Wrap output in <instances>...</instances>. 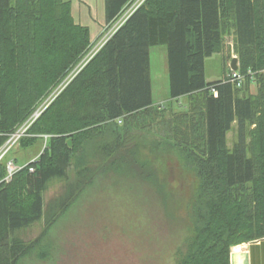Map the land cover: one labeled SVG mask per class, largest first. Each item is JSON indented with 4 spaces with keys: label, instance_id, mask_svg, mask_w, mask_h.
<instances>
[{
    "label": "trees",
    "instance_id": "trees-1",
    "mask_svg": "<svg viewBox=\"0 0 264 264\" xmlns=\"http://www.w3.org/2000/svg\"><path fill=\"white\" fill-rule=\"evenodd\" d=\"M130 1L104 0L107 24ZM228 36L229 73L235 54L240 86L229 73L205 79V58L227 48ZM91 43L68 0H0V147ZM156 45L166 47L169 99L155 104L149 50ZM27 133L19 148L44 146L0 182V264L46 259L51 229L74 199L99 175L127 173L156 187L167 214H188L175 264H230L231 246L264 238V0H144ZM54 181L63 191L45 202ZM41 220L36 237L19 236Z\"/></svg>",
    "mask_w": 264,
    "mask_h": 264
},
{
    "label": "rangeland",
    "instance_id": "rangeland-1",
    "mask_svg": "<svg viewBox=\"0 0 264 264\" xmlns=\"http://www.w3.org/2000/svg\"><path fill=\"white\" fill-rule=\"evenodd\" d=\"M117 24L112 27L113 23H110L93 44L101 42L106 34H112ZM232 42V37H226L227 48L205 58L206 81H216L226 75ZM149 55L152 100L155 104L166 103L169 82L165 45L151 47ZM233 140L234 132L231 131L227 144L231 146ZM42 145L19 148L17 144L8 157L26 164L39 154ZM169 179L170 187L177 188L178 182ZM63 187L64 182H52L44 192L45 202L59 195ZM171 192L179 198L175 195L178 194L176 190L171 188ZM74 200L51 229L52 249L47 258L27 257L19 264H175L174 253L187 235L189 216L184 209L167 214L163 196L142 177L133 173L99 175ZM170 201V210H173L175 203ZM43 227L44 222L38 221L20 230L19 236L25 240L33 239Z\"/></svg>",
    "mask_w": 264,
    "mask_h": 264
},
{
    "label": "crops",
    "instance_id": "crops-1",
    "mask_svg": "<svg viewBox=\"0 0 264 264\" xmlns=\"http://www.w3.org/2000/svg\"><path fill=\"white\" fill-rule=\"evenodd\" d=\"M68 1L71 3V14L74 21L88 27L90 40L93 42L101 37L100 35L109 26L105 20L104 0ZM115 21L112 23L114 24ZM229 70L228 64V70L224 77L228 75ZM229 257L230 264H264V238L232 246Z\"/></svg>",
    "mask_w": 264,
    "mask_h": 264
},
{
    "label": "built area",
    "instance_id": "built-area-1",
    "mask_svg": "<svg viewBox=\"0 0 264 264\" xmlns=\"http://www.w3.org/2000/svg\"><path fill=\"white\" fill-rule=\"evenodd\" d=\"M144 0H133L130 3L128 10H134L136 7H138ZM97 45L94 46L91 50L88 51V53L81 59L83 60H89L92 55L97 51ZM80 61V62H81ZM80 62L70 71V73L67 74V76L57 85L55 86L48 95L39 103L37 106L31 111V113L28 115V117L20 124L18 125L15 130L8 133L7 139L0 147V158H2L6 153H8L15 145L18 144V141L21 137L28 135L27 130L31 126V124L39 117V115L45 110V108L55 99V97L62 91V89L65 87V85L72 79L78 70L82 67ZM232 78L234 81H236L238 84L241 83V75L238 72L232 73ZM45 139L47 135H41ZM44 146V143H43ZM38 156L34 157L31 161L28 163L34 162L37 160ZM26 164H18L13 159H9L6 161L5 164V175L1 181L9 182L13 176L14 173L22 169ZM29 171H33L32 166H28ZM258 240V239H257ZM253 240V241H257Z\"/></svg>",
    "mask_w": 264,
    "mask_h": 264
},
{
    "label": "bare ground",
    "instance_id": "bare-ground-1",
    "mask_svg": "<svg viewBox=\"0 0 264 264\" xmlns=\"http://www.w3.org/2000/svg\"><path fill=\"white\" fill-rule=\"evenodd\" d=\"M132 1H130L126 6H125V8L123 9V11H122V13H121V15H120V17L114 22V24H113V26L112 27H114V25L115 24H117L116 25V27H115V29H114V31L126 20V18L136 9V8H138V7H136L134 10H128L129 9V6H130V3H131ZM113 31V32H114ZM110 34V33H109ZM106 34V38L103 36V38H102V41L101 42H99V43H96L95 45L93 44V42L91 43V46L89 47V49H88V51L89 50H91L94 46H96L97 45V51L103 46V44L108 40V38L112 35V34ZM88 51H86V53L82 56V58L88 53ZM96 51V52H97ZM94 55V54H93ZM81 58V59H82ZM232 58H235L236 59V65H237V58H236V56H232ZM231 58V59H232ZM81 59L79 60V62L81 61ZM90 60V59H89ZM88 60V61H89ZM87 60H83V61H81L80 62V64L82 65V67L88 62ZM79 62H77V64L79 63ZM77 64H75L74 66H73V68L77 65ZM230 66H231V62H230ZM82 67L78 70V72L82 69ZM72 68V69H73ZM71 69V70H72ZM70 70V71H71ZM70 71L68 72V73H70ZM77 72V73H78ZM233 72H238L240 75H241V77H242V79H241V83L240 84H238L236 81H234L233 80V78H232V73ZM76 73V74H77ZM243 80H244V75L241 73V72H239V70L236 68V69H233L232 67H231V72L229 73V76H228V78H227V81L228 82H230V83H232V84H235L236 86H240L241 84H242V82H243ZM211 91H212V93H213V95H216V93H217V91H216V89L213 87V86H211Z\"/></svg>",
    "mask_w": 264,
    "mask_h": 264
},
{
    "label": "water",
    "instance_id": "water-1",
    "mask_svg": "<svg viewBox=\"0 0 264 264\" xmlns=\"http://www.w3.org/2000/svg\"><path fill=\"white\" fill-rule=\"evenodd\" d=\"M231 67H232L233 69H236V68H237V65H236V59H235V58H232V59H231ZM67 143L70 145V144H71V139H68V140H67Z\"/></svg>",
    "mask_w": 264,
    "mask_h": 264
}]
</instances>
